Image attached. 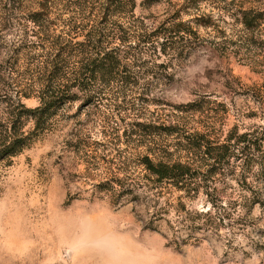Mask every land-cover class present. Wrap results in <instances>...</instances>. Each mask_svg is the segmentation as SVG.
<instances>
[{"label": "rangeland", "instance_id": "1", "mask_svg": "<svg viewBox=\"0 0 264 264\" xmlns=\"http://www.w3.org/2000/svg\"><path fill=\"white\" fill-rule=\"evenodd\" d=\"M54 68L0 162V264H264V0H0V128Z\"/></svg>", "mask_w": 264, "mask_h": 264}, {"label": "trees", "instance_id": "2", "mask_svg": "<svg viewBox=\"0 0 264 264\" xmlns=\"http://www.w3.org/2000/svg\"><path fill=\"white\" fill-rule=\"evenodd\" d=\"M100 67L101 70L105 73L111 71V66L109 63L101 65ZM59 75V71L54 68V70L49 72L47 78L48 81H52L53 83V89L56 92L55 95L51 93L50 95H47L42 98V106L36 109H27L24 105H22L21 107L23 109V113L19 114V118H17V120H15L14 118H12V120H9L7 122L8 124L6 129L0 128V162L4 159H10L20 153L22 149L26 146L27 141L30 139L29 137H22V134H20L17 130L19 129V123L22 119V116L25 115L27 119H35L37 122V126L41 128V123L43 121H46L51 111L56 110L61 105H63L62 103H65H60L61 101H63V98L59 97V95L62 94L61 90L63 84L59 82ZM16 121H18V123H16ZM2 125L3 124H0V126ZM225 147L226 146L223 145L221 148ZM143 164L146 166V169L149 171L150 174L157 177L158 181H170L176 186L181 185L180 187H183L185 183H187L188 180L193 177V174H191V168L182 163L167 165L162 162H159L157 164H154L149 158H145L143 160ZM207 216H209V213L197 214V218ZM197 218L182 219L181 221H179V225L183 224V222H192L195 225V223L197 222ZM203 226L209 227L208 223L206 222ZM189 227L193 228L192 225L188 226V228Z\"/></svg>", "mask_w": 264, "mask_h": 264}]
</instances>
